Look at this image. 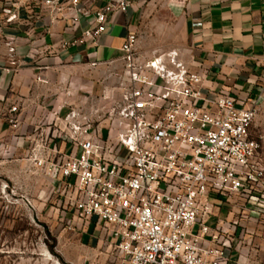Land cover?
Here are the masks:
<instances>
[{"label":"built area","instance_id":"built-area-1","mask_svg":"<svg viewBox=\"0 0 264 264\" xmlns=\"http://www.w3.org/2000/svg\"><path fill=\"white\" fill-rule=\"evenodd\" d=\"M0 1L6 21L18 19L19 10L35 19L46 14L51 22L65 20L63 47L96 38L112 15L131 5ZM7 44L14 64L15 48ZM120 52L122 73L102 114L105 126L73 121L65 135L78 152L33 154L32 161L55 182L61 224L99 229L113 264H230L229 234L209 220L215 201L231 196L264 214V163L252 129L264 100L226 92L207 96L203 73L191 71L179 49L142 57L134 31L127 32ZM16 111L10 108L12 125ZM237 224L234 219L228 225L235 230Z\"/></svg>","mask_w":264,"mask_h":264},{"label":"crops","instance_id":"crops-1","mask_svg":"<svg viewBox=\"0 0 264 264\" xmlns=\"http://www.w3.org/2000/svg\"><path fill=\"white\" fill-rule=\"evenodd\" d=\"M145 3L131 0L127 11L112 15L96 38L63 47L61 41L68 36L65 20L51 22L46 14L35 19L28 10H19L18 19L6 21L0 1V169L22 178L37 152L46 157L54 149L79 151L65 134L47 129L68 112L70 79L89 85L111 70L108 77L114 73L118 82L120 47L128 31L137 33ZM167 6L183 33L181 58L191 71L203 73L202 91L207 96L226 92L240 98L261 95L264 100V0H167ZM8 42L15 48L14 64ZM14 105L17 121L12 125ZM39 128L45 135L50 132L44 141L39 140ZM34 144H39L38 151ZM54 186L47 178L40 195L61 218V197ZM215 204L209 224L228 232L225 253L230 264H264V214L235 196L222 197ZM234 219L238 220L235 230L228 225ZM86 228L94 231L93 241L102 246L101 231L92 225ZM84 231L81 239L88 237Z\"/></svg>","mask_w":264,"mask_h":264},{"label":"rangeland","instance_id":"rangeland-1","mask_svg":"<svg viewBox=\"0 0 264 264\" xmlns=\"http://www.w3.org/2000/svg\"><path fill=\"white\" fill-rule=\"evenodd\" d=\"M168 10L167 0H146L137 30L138 51L142 57L180 49L183 33ZM110 71L102 72V77L93 79L89 85L70 79L68 112L47 130L57 129L56 134L63 136L73 121L98 122L105 126L106 117L102 114L109 107L111 87L118 86L114 73L108 77ZM71 113L73 116L66 119ZM252 129L261 143L260 158L264 163V101L259 105ZM41 131L39 128V140L44 141L50 132L45 135ZM33 149H40L39 144H34ZM31 162L23 169L22 178L9 169H0V264H113L114 253L93 241L94 231L68 229L61 224L53 204L47 200L44 205L40 192L48 176L35 161ZM83 230L87 239H81Z\"/></svg>","mask_w":264,"mask_h":264},{"label":"trees","instance_id":"trees-1","mask_svg":"<svg viewBox=\"0 0 264 264\" xmlns=\"http://www.w3.org/2000/svg\"><path fill=\"white\" fill-rule=\"evenodd\" d=\"M46 233L48 234V235H50V233H49V231L46 229Z\"/></svg>","mask_w":264,"mask_h":264}]
</instances>
